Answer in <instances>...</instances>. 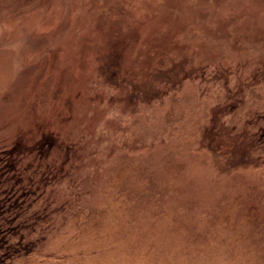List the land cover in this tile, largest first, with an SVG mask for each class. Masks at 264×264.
<instances>
[{
    "label": "rangeland",
    "instance_id": "obj_1",
    "mask_svg": "<svg viewBox=\"0 0 264 264\" xmlns=\"http://www.w3.org/2000/svg\"><path fill=\"white\" fill-rule=\"evenodd\" d=\"M3 151L69 176L11 264H264V0H0Z\"/></svg>",
    "mask_w": 264,
    "mask_h": 264
},
{
    "label": "trees",
    "instance_id": "obj_2",
    "mask_svg": "<svg viewBox=\"0 0 264 264\" xmlns=\"http://www.w3.org/2000/svg\"><path fill=\"white\" fill-rule=\"evenodd\" d=\"M0 152V264L36 251L56 216V191L68 174L55 166H15L18 152ZM10 160L14 164H10Z\"/></svg>",
    "mask_w": 264,
    "mask_h": 264
}]
</instances>
